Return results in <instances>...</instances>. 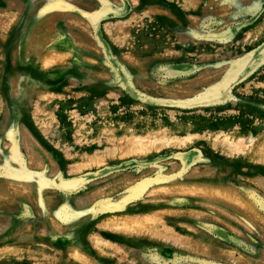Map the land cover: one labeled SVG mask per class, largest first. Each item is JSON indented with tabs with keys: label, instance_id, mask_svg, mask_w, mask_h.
<instances>
[{
	"label": "rangeland",
	"instance_id": "obj_1",
	"mask_svg": "<svg viewBox=\"0 0 264 264\" xmlns=\"http://www.w3.org/2000/svg\"><path fill=\"white\" fill-rule=\"evenodd\" d=\"M101 6L100 15L117 14L97 20L100 15L92 14ZM129 16L131 24L121 27H126L121 30L125 39H115L117 21ZM65 19L87 25L85 41H76L77 30L65 28ZM110 27L111 34L106 31ZM37 28L53 32L28 56ZM263 43L264 0H0V245L30 242L52 251L51 256L31 257L19 256L21 251L6 257L0 253V260L83 264L68 254L77 245L88 256L85 264H264V58L223 100L185 106L215 90ZM146 44L149 51L136 49ZM50 51L63 60L41 68L42 56ZM183 86L189 91L179 92ZM164 127L182 136L200 134L178 147L65 172L100 141L144 136ZM225 135L248 144L228 156ZM76 174L91 177L71 190L50 184L58 175L66 181ZM210 175L213 185L233 192L222 198L223 205L173 190L182 182L199 189L210 183ZM142 178L151 179L153 198H137L135 187L127 192ZM105 179L117 183L112 198L96 199L101 206L127 192L121 203H133L115 212L152 213L153 224L144 221L145 230L111 236L114 246L104 255L90 244L91 232L110 212L97 204L79 226L71 211L79 197L104 186ZM47 207L60 223L53 232L44 227ZM162 227L215 251L149 236Z\"/></svg>",
	"mask_w": 264,
	"mask_h": 264
},
{
	"label": "bare ground",
	"instance_id": "obj_2",
	"mask_svg": "<svg viewBox=\"0 0 264 264\" xmlns=\"http://www.w3.org/2000/svg\"><path fill=\"white\" fill-rule=\"evenodd\" d=\"M133 17H134V15H133ZM133 17L132 16H129L128 18L123 19L122 21H117L116 25L114 26L115 29H114V27H110V28H107L106 31L111 34V30L112 29L117 30L116 31V35H115V39L116 38L117 39H125V37L127 35V34L124 33L126 27H125L124 30L121 27L126 26V24H131V22L134 19ZM43 23H44V21H43ZM73 23H71L68 19H65L64 22H63L65 28H68L69 30L71 29L72 31L77 30L75 32L76 33V36L74 35L77 42L78 41L79 42L85 41L86 35L84 33L85 32L84 30L86 29L85 27L87 25L84 26L83 23H81V21H80V24H75V23L73 24ZM41 30H42L41 28H37L36 29L37 32H34L30 36V42H29L28 48L26 49V55H28V56L31 55V52L33 51V49L35 48L36 45L46 43L47 40L49 39V36H51V33L53 32L52 31L53 29L43 30L42 32H41ZM121 30L124 31V32H122ZM136 45H137V43H136ZM150 47H151L150 44H146L144 47L139 46V47H136V49H138V51H140V52H147V51H149ZM56 55L57 56L59 55V58H57ZM56 55H54L50 51V53L48 52L44 56H42L43 58L40 61L41 68L42 67H44V68L47 67L48 65H50L51 63H53L56 60H57V62H59L60 60L58 61V59H60V58L62 59V57H64V56H61L60 57V54H56ZM64 55L66 56V54H64ZM24 72L26 73V70ZM36 77H38V76H36ZM186 90L189 91L186 88V86H183V87H181L179 89V92H185ZM168 128L164 127L159 132H157V131L156 132H147L144 136H137V135H135L133 133L134 135H131V136H127V135L126 136H122V138L120 137L121 139L119 138L120 140L117 139L115 141L112 140L111 138H107L105 140V142H101L100 141V144L98 145V148H96L93 152L82 154L80 157H77L78 159L76 158L77 160L74 159L72 161V163L68 166V168L66 169L65 172L66 173H72V172H76L78 170H81L84 167L97 166L99 164H103L106 160H110V159L115 158V157L125 158L127 156H144V155H147L148 153H150L152 151H158L161 148H165V147H169V146L178 147L181 144L183 145V142H185L184 140H186L188 138H189L188 140H190V137L191 138L192 137H197L200 134L199 132H192V134L191 133L190 134L187 133L188 135L186 134V135L182 136V135H179V134H173L172 132H170L171 130L168 129ZM110 131H108V132H110ZM219 133L217 134V136L219 135ZM224 138H225V140L223 141V145H224L223 148L225 150H227V153L226 152L225 153L228 156L235 155L236 153L242 152L244 150V148L248 144V141L242 140L240 138H238V140H236V141L233 140V139H231V138H229L228 135H225ZM216 142H217V138H216ZM82 174H84V173H82ZM76 175H79V176L76 177V178H74V179H69V180H66V177H65V180L66 181H64V179H62L63 177H61L60 175H58L55 179H53L50 182V184H54V185H57V186H61L64 189L71 190V189H74L75 186H78L83 181H85L86 179H88L89 177H91L90 174H86V175H83V176H81V174H76ZM214 178L215 177H213L212 175H210L208 177V180H209L210 183L202 186L201 188L199 187V189H198L197 185H194V184H186L187 182H182V183L174 186L173 190L175 192H178V193H181V194H186L188 196H193V195L198 194V196H200L201 198L207 199L208 201H213L214 203H216L218 205H223L224 199H222V198H224L225 195H229V193H230V195H231V193L233 194V192H230L231 191L230 188L227 187V186H225V185H223V184L213 185V184L216 183L215 180H214ZM150 180H147L146 178H142L140 180L135 181L132 184L130 183L131 185L128 187L127 192L128 191H132L131 188L132 187L133 188L135 187L134 188V191L137 193V198H139V196L141 197L143 195H151V198H153L154 197L153 195H155V194L150 193L149 192V189H148L151 186V181ZM116 183H117L116 180L111 183L109 179H107V180L105 179L104 180V186H101V187L96 188L94 191H91L88 195H86L84 197H79L80 199L77 202L76 209L75 210L72 209V211H71V214H72L71 215V219L72 218L75 219L77 225L79 224V226H83L87 222L88 218H90L89 215L91 214V212H94L93 211L94 210L93 208L94 207L97 208V204L102 208L101 209L102 212H105V211H109L110 212L107 215L108 217H106L104 220H102L100 222V224H98L97 226H95L94 229H92V232H91V239H92L91 241L92 242H90V244L92 245V247L94 246L95 249H97L99 251L98 254H104L105 255V253H108L109 252L108 250H110V248H112V246H114V242H112V241L109 240V239H111V236H113V235H120V234H123V235L125 234L126 235L127 233L135 232L134 229L137 228V227L138 228H142V229L145 230L146 227H144V225H143L144 221L145 222L149 221V223H152V222H150L151 221L150 220L151 219V216L153 215L152 213H144V214H141V215H137V214L134 215V214H125V213H123V214L120 213L119 214V213H116L115 212V211H117V212L122 211L123 209H121V208H123L124 206L131 205L133 203V201L132 202H128L127 204L121 203V198L123 196L125 197V193H127V192H125L124 194H122L118 198H116L114 200V202H110V203H113V204H108L105 207H103V206L100 205V200L101 199H99V200H96V199L99 198V197H101V196H103V197L104 196L105 197L106 196L107 197L110 196L112 198L114 196L115 191L112 190L111 188L114 187V185ZM8 184H10V183H8ZM34 184L35 183H33V185ZM10 186L11 185H9V187ZM3 188L4 187H2V189ZM158 189H160V188H158ZM197 189L200 190V193L197 192L198 191ZM16 190H18V189H16ZM154 190L155 189H153V191ZM30 191H31V189H30ZM34 191L36 192L35 189H34ZM195 191L197 193H195ZM35 196H36V193H35ZM126 196H127V194H126ZM128 196H130V195L128 194ZM106 201H109V200H106ZM152 205H154V204H152ZM87 206L88 207L91 206L89 210H85V207H87ZM43 211H44V214L46 215V218H45V226H44L45 229L47 231H50V232H53V231L59 229L60 228V225H59L60 223L55 218V214L50 209V207L49 208L47 207L46 209H43ZM161 211H159V212H161ZM167 211H169V210H167ZM167 211H164L163 210L162 212H167ZM242 212L243 213H248L249 210L243 208ZM251 212L252 211H250V213ZM252 215L250 214V217L251 218H253V216H254V215L253 216ZM155 217H153V218H155ZM66 219H64V221ZM71 219H69V220H71ZM159 219H161V218H159ZM154 220H156V218ZM157 220H158V218H157ZM158 221H156V222H158ZM156 222H154V223H156ZM148 225H147V227H148ZM157 226H154V227H157ZM162 228H164V227H162ZM170 228L171 227H169V229L168 228H164V229H161V230H155L153 228V230H151L148 234L153 239L169 240V241H172L177 246L188 247V248H191V249L192 248L193 249L199 248L200 250H203V252H212L213 250L215 251V249H213L212 247H209L210 245L208 243H204V242H201V241L196 240V239H190V238H187L186 236H183V235H180V234H176L175 231H172L173 229L172 228L170 229ZM24 229H27V228H24ZM139 233H140V231H139ZM18 244L17 243L1 244L0 245V253L3 254L5 257L6 256H9V255L11 256V254L14 255L15 252L18 253L19 251H21V252H19L18 255L19 256H23L24 255V257H31L33 255H37V253H38L39 256L40 255L41 256H51L52 255L51 249L47 250L48 247H46V246L43 247L42 245H39V244H30V242H25L22 245H18ZM79 250H81L80 247L77 246V245L76 246L74 245L72 251L70 252V255L74 259V263H77V262H82L83 264L88 263V260H89L88 259V256L85 255L83 252H80ZM115 252L117 253V250ZM3 255H0V256L3 257ZM0 264H9V262H7L6 259L5 260L2 259V260H0Z\"/></svg>",
	"mask_w": 264,
	"mask_h": 264
},
{
	"label": "water",
	"instance_id": "obj_3",
	"mask_svg": "<svg viewBox=\"0 0 264 264\" xmlns=\"http://www.w3.org/2000/svg\"><path fill=\"white\" fill-rule=\"evenodd\" d=\"M101 9L102 6L98 10H96L92 15L95 16L96 14L97 15L100 14L99 12L101 11ZM114 14H117V12L116 11L108 12L104 15H100L99 17H97L98 18L97 20H99V18H104L105 16L114 15ZM92 25L95 26L96 23L94 24L92 23ZM263 58H264V43L261 44L259 47H257L255 50L251 51L249 54H247L244 58H242L238 66L234 70H232L229 73V75H227L222 80L219 86H217V88L213 90L210 94L188 101L187 103H185V106L212 104L223 100L226 97L229 89L233 87L235 84H237L239 81H241L243 78H245L248 74H250L262 62ZM51 185L54 188H57L56 185L53 184Z\"/></svg>",
	"mask_w": 264,
	"mask_h": 264
},
{
	"label": "crops",
	"instance_id": "obj_4",
	"mask_svg": "<svg viewBox=\"0 0 264 264\" xmlns=\"http://www.w3.org/2000/svg\"><path fill=\"white\" fill-rule=\"evenodd\" d=\"M58 249V248H57ZM68 254H70V253H68Z\"/></svg>",
	"mask_w": 264,
	"mask_h": 264
}]
</instances>
